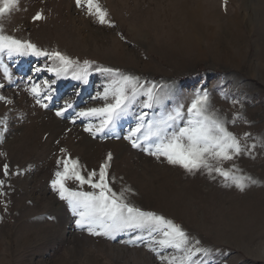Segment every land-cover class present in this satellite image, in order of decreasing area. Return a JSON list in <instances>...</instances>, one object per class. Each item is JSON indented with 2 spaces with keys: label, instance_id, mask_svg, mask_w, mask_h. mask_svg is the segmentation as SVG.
<instances>
[{
  "label": "rangeland",
  "instance_id": "1",
  "mask_svg": "<svg viewBox=\"0 0 264 264\" xmlns=\"http://www.w3.org/2000/svg\"><path fill=\"white\" fill-rule=\"evenodd\" d=\"M97 2L110 24L99 23L75 0H18L0 16V34L58 51L80 66L94 62L84 83L72 78L82 71L76 65L57 78L47 68L58 62L46 56L0 51V264H167L146 246L150 241L124 242L144 233L109 239L78 227L79 217L53 188L66 159L78 161L86 177L99 173L109 153L112 190L131 189L128 203L181 226L190 244L199 241L211 250L206 264H264V0ZM38 11L43 18L33 20ZM101 67L138 78L139 94L111 129L93 136L85 128L100 118H73L113 102L111 95L103 97L113 77L96 70ZM29 77L41 85L56 81L51 99H44L47 89L41 96L47 107L29 93ZM148 88L159 104L143 106ZM205 92L208 113L241 145L231 160L211 161L229 178L203 168L189 173L125 139L142 114L147 124L179 108L186 120L192 101ZM67 101L72 108L57 116ZM232 176L255 183L245 180L241 190ZM64 183L70 191H98L74 178ZM160 255L182 253L167 248Z\"/></svg>",
  "mask_w": 264,
  "mask_h": 264
},
{
  "label": "snow or ice",
  "instance_id": "2",
  "mask_svg": "<svg viewBox=\"0 0 264 264\" xmlns=\"http://www.w3.org/2000/svg\"><path fill=\"white\" fill-rule=\"evenodd\" d=\"M77 7L86 8L89 15L95 16L99 23L110 24L107 19V13L102 9L97 0H75ZM18 5V0H0V16L11 12ZM42 13L37 12L33 20L42 19ZM2 32V29H0ZM6 50L9 55H27L46 56L49 60L58 62L54 67H48L49 72H54L57 78L61 74H66L70 67L76 65L82 68L80 73H74L73 79L81 80L87 83V69L91 66V61H83L80 66L78 61H73L70 57L58 52H48L37 48L29 41L17 40L12 36L0 34V51ZM41 69H35L39 72ZM97 71L113 77L111 86H106L103 93L105 99L109 95L112 97L111 103H106L103 107L87 108L76 113L73 118L80 117L100 118L99 125H88L85 131L93 136L97 133H103L112 126L128 111L129 105L136 99L138 93L139 80L136 77L122 74L118 69L97 68ZM5 78L11 79L7 69H4ZM30 86L28 91L36 98V102L42 107L47 104L41 103V96L48 90V95L44 99H51V84L56 81H44L43 85L35 83L32 77H29ZM140 87H143L142 85ZM148 100L144 107H152L153 103L159 104L160 98L154 94L152 88L145 92ZM0 99H5L0 97ZM208 95L197 94L196 99L192 101L187 111V119L184 120V114L178 108L173 113L145 124V115L138 118L135 128L131 129L125 139L129 140L133 148H141L149 155L160 159L164 157L167 163L171 165H180L187 172L193 173L199 169H207L209 173L215 171L226 179L230 173L221 167L215 166L211 161L231 160L233 155L241 153V145L235 135L227 130L224 122L210 114L207 111ZM72 108V102L67 101L63 108L57 110V116H63L64 113ZM183 123L178 126L177 122ZM178 128V130H177ZM247 135V134H245ZM143 141V145L141 143ZM147 145V146H144ZM63 152L64 149H61ZM0 155H4L0 153ZM112 159L111 153L101 164L99 173L94 170L87 176L81 174L79 162L76 160L64 161V171L56 172V179L52 181L54 189L58 190L61 199L67 200L72 212L79 218L76 225L80 228L87 227L92 235L105 236L109 239H115L118 233H128L139 231L145 235H135L132 239L124 241L133 244L138 241H150L146 246L155 253L161 261L167 264H192L197 256L202 257L198 264H206L203 257H209L211 250L200 247L199 241L190 244L187 233L181 226L175 224L172 220L158 215L154 212L144 211L126 201L125 192H131V189H125L117 194L112 190L107 182V169ZM57 163H60L58 160ZM8 164L3 165L4 175H8ZM98 179H94L97 177ZM74 178L80 185L88 184L98 191H70L64 181ZM232 180L236 187L243 190L247 185L245 180L252 181L250 177H235ZM3 181H0V186ZM159 237V239H157ZM172 248L176 252L182 253L177 256H162V249ZM207 264H211L210 261Z\"/></svg>",
  "mask_w": 264,
  "mask_h": 264
},
{
  "label": "bare ground",
  "instance_id": "3",
  "mask_svg": "<svg viewBox=\"0 0 264 264\" xmlns=\"http://www.w3.org/2000/svg\"><path fill=\"white\" fill-rule=\"evenodd\" d=\"M55 44V43H54Z\"/></svg>",
  "mask_w": 264,
  "mask_h": 264
}]
</instances>
